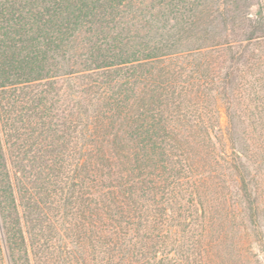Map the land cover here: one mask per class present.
Masks as SVG:
<instances>
[{"label":"trees","instance_id":"16d2710c","mask_svg":"<svg viewBox=\"0 0 264 264\" xmlns=\"http://www.w3.org/2000/svg\"><path fill=\"white\" fill-rule=\"evenodd\" d=\"M209 5L0 0V264L264 261V0Z\"/></svg>","mask_w":264,"mask_h":264},{"label":"rangeland","instance_id":"374dc122","mask_svg":"<svg viewBox=\"0 0 264 264\" xmlns=\"http://www.w3.org/2000/svg\"><path fill=\"white\" fill-rule=\"evenodd\" d=\"M208 2L209 4L212 3V5H209L206 8V11H212L213 14L220 12L224 15H230L236 13L238 9L245 8L247 5L251 10H255L259 0H208ZM225 229L228 231V235L232 237L236 244L237 242L240 243L242 233L239 232V230H235V228H232L230 225H227ZM224 252H227L226 254L222 253L223 258L225 259L224 261L227 262V264H264V261L257 263L255 258L248 260L242 255L237 256V254H235V250L229 247L228 250L226 249ZM262 252H264V250Z\"/></svg>","mask_w":264,"mask_h":264}]
</instances>
